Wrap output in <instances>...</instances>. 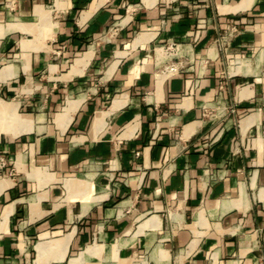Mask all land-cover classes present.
I'll use <instances>...</instances> for the list:
<instances>
[{"label":"crops","instance_id":"obj_1","mask_svg":"<svg viewBox=\"0 0 264 264\" xmlns=\"http://www.w3.org/2000/svg\"><path fill=\"white\" fill-rule=\"evenodd\" d=\"M0 102V262L264 264V0H0Z\"/></svg>","mask_w":264,"mask_h":264},{"label":"bare ground","instance_id":"obj_2","mask_svg":"<svg viewBox=\"0 0 264 264\" xmlns=\"http://www.w3.org/2000/svg\"><path fill=\"white\" fill-rule=\"evenodd\" d=\"M177 50L178 49H176L174 52H172V53H168V52H166L164 49H163V51L165 52V53H167V54H170V55H173V54H175L176 52H177ZM177 69V67H175L173 70H172V68H171V66L169 67V70H171V71H174V70H176ZM70 104H72V102L70 103ZM71 106V105H70ZM68 108V107H67ZM66 111V110H65ZM68 111V110H67ZM6 114V109H5V107L3 106V104L0 102V122H2V120L4 119V115ZM10 115V114H9ZM69 115V114H68ZM70 116V115H69ZM68 116V117H69ZM9 117V116H8ZM67 117V118H68ZM12 119V118H11ZM21 121H22V123H28V119L26 118V119H21Z\"/></svg>","mask_w":264,"mask_h":264},{"label":"rangeland","instance_id":"obj_3","mask_svg":"<svg viewBox=\"0 0 264 264\" xmlns=\"http://www.w3.org/2000/svg\"><path fill=\"white\" fill-rule=\"evenodd\" d=\"M26 110L25 109H21V112H25ZM6 264V262L5 261H2V262H0V264Z\"/></svg>","mask_w":264,"mask_h":264},{"label":"built area","instance_id":"obj_4","mask_svg":"<svg viewBox=\"0 0 264 264\" xmlns=\"http://www.w3.org/2000/svg\"><path fill=\"white\" fill-rule=\"evenodd\" d=\"M175 67H176L175 65H172V66H171L172 70H173ZM4 163H5V162H4ZM4 163H3V164H4Z\"/></svg>","mask_w":264,"mask_h":264}]
</instances>
